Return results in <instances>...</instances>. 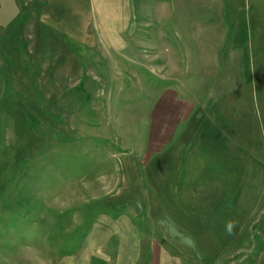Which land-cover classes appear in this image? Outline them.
Wrapping results in <instances>:
<instances>
[{
	"label": "rangeland",
	"instance_id": "rangeland-1",
	"mask_svg": "<svg viewBox=\"0 0 264 264\" xmlns=\"http://www.w3.org/2000/svg\"><path fill=\"white\" fill-rule=\"evenodd\" d=\"M167 1L170 13L160 21L153 16L162 13L160 4L143 0L137 4L133 26L140 28V67L134 64L136 51L133 59L132 51L123 52V67L134 74L125 76V90L113 97L108 88L114 85L103 80H91V88H86L82 77L86 67L80 66L83 61L68 36L45 30L37 41V35L20 34V28L12 35H0V264L84 263L92 246L86 241L104 227L102 213H119L107 207L119 205L117 194L126 184L124 171L130 181L132 166L125 158L142 160L149 155L152 103L158 100L148 86H168L161 77L178 78L188 68L183 84L173 85L186 88L189 97L202 93L200 107H209L204 109L206 124L226 127L235 119L237 126L250 121L253 140L264 142V83L249 77L264 58V44L253 36L250 39L243 23L248 0H222L221 11L215 12L206 11L195 0ZM198 23L220 25L227 34L219 76L208 75L204 69L199 82L193 80L194 66L188 63L186 68L181 62L194 61V39L206 43L201 35L193 36ZM147 27L157 30L148 34ZM161 29L174 34L173 41L165 36L164 42ZM180 32L181 43L193 47L188 59L184 52L172 51L180 44ZM235 43L247 48L251 44V51L247 49L244 78L227 83L223 81L228 74L224 58ZM16 49L21 68L10 59ZM107 68L110 77H115L112 65ZM19 69L22 73L17 75ZM139 73L142 82L135 78ZM215 86L224 97H217ZM95 104L103 106L101 119ZM221 107L224 112L217 119L216 109ZM102 229L105 236L108 230ZM105 238H98L93 246L104 249L101 241ZM80 250V256L73 259Z\"/></svg>",
	"mask_w": 264,
	"mask_h": 264
},
{
	"label": "crops",
	"instance_id": "crops-1",
	"mask_svg": "<svg viewBox=\"0 0 264 264\" xmlns=\"http://www.w3.org/2000/svg\"><path fill=\"white\" fill-rule=\"evenodd\" d=\"M143 1L160 4L162 13H153L159 21L170 13L167 0ZM195 1L202 3L208 12L221 11L222 0ZM139 2L0 0V35H12L20 28V34L37 35V41L45 30L68 36L79 51L77 54L83 61L80 66L86 67L82 73L86 88L90 89L97 78L114 85L108 88L113 97L114 93L125 90V76L134 74L131 68L123 67L121 59L126 60L123 52L132 51L130 58L133 59L136 51L134 64L140 67L137 57V51L141 50L140 28L133 26ZM247 2L249 8L243 23L250 39L253 36L263 46L264 0ZM208 24L196 25L193 36L201 35L206 43L194 39L193 44L197 45L192 55L194 61L180 60L186 68L188 63L194 66L193 80L198 82L204 78V69L208 75L218 77L222 68L221 48L227 34L220 25ZM154 29L147 27L148 34L157 30ZM180 29L183 31L181 22ZM160 32L164 42L168 37L173 41L174 34L170 31L161 29ZM179 35L180 44L172 51L184 52L183 57L188 59L193 47L182 44V32ZM250 47L251 44L247 48L235 43L228 49L230 52L224 58L228 78L223 81L229 83L232 79L236 83L244 78L242 68L248 65ZM16 51L10 59L17 61L16 65L21 68L20 53ZM108 65L116 73L113 78ZM21 70L16 74L22 73ZM77 70L71 73L76 74ZM187 71L188 68L181 70L178 78L161 77L169 83L162 89L154 83L148 86L149 93L155 92L154 100H158L152 103L153 139L149 155L142 160L125 158L132 166L130 181L124 171L126 184L117 194L121 196L116 201L119 205L107 207L119 213H102L105 224L101 227L108 232L103 236L100 227L99 234L96 230L90 235L86 243L92 246L85 252L84 263L78 264H264V142L253 140L250 121L237 126L238 119H235L229 123L230 127L206 124L204 109L209 107H200L202 93L189 97L186 88L178 86L183 84ZM249 77L251 81L264 83V58ZM135 78L138 82L144 80L140 73ZM213 92L217 97H224L219 86ZM94 108L101 119L103 106L95 104ZM216 111L219 119L224 107ZM229 112L230 109L228 117ZM100 237H106L100 244L104 249L97 250L93 244ZM81 252L74 254L73 259Z\"/></svg>",
	"mask_w": 264,
	"mask_h": 264
}]
</instances>
